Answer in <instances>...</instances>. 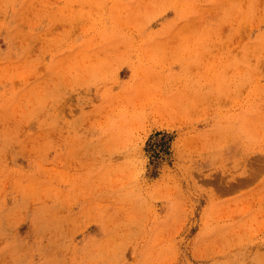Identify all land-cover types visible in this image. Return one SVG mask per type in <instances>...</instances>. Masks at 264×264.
Listing matches in <instances>:
<instances>
[{"label":"rangeland","instance_id":"374dc122","mask_svg":"<svg viewBox=\"0 0 264 264\" xmlns=\"http://www.w3.org/2000/svg\"><path fill=\"white\" fill-rule=\"evenodd\" d=\"M0 264H264V0H0Z\"/></svg>","mask_w":264,"mask_h":264},{"label":"trees","instance_id":"16d2710c","mask_svg":"<svg viewBox=\"0 0 264 264\" xmlns=\"http://www.w3.org/2000/svg\"><path fill=\"white\" fill-rule=\"evenodd\" d=\"M161 135L160 139L155 140L153 143H148V152H151V157L158 158L162 154H169L170 149V137L165 133H155L154 137H158ZM151 138V139H153Z\"/></svg>","mask_w":264,"mask_h":264}]
</instances>
